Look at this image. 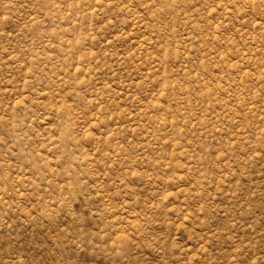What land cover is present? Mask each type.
I'll return each mask as SVG.
<instances>
[{
  "label": "rangeland",
  "instance_id": "1",
  "mask_svg": "<svg viewBox=\"0 0 264 264\" xmlns=\"http://www.w3.org/2000/svg\"><path fill=\"white\" fill-rule=\"evenodd\" d=\"M0 264H264V0H0Z\"/></svg>",
  "mask_w": 264,
  "mask_h": 264
}]
</instances>
